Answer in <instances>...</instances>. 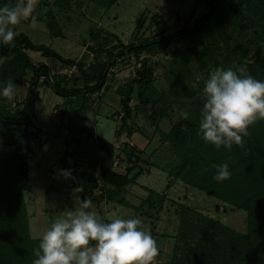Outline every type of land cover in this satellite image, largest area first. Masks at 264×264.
Masks as SVG:
<instances>
[{"label": "rangeland", "instance_id": "obj_1", "mask_svg": "<svg viewBox=\"0 0 264 264\" xmlns=\"http://www.w3.org/2000/svg\"><path fill=\"white\" fill-rule=\"evenodd\" d=\"M89 1L93 0H61L60 4L57 5L61 9L62 19L59 18V20L64 27V36H51L47 32L33 29L29 22L22 20L20 24L14 26L15 31L26 32L34 41L50 45L63 56L76 57L81 54L82 42L89 40L90 31L106 28L118 34L120 38L126 39L127 42L136 41L141 36H156L162 31H173L185 24L191 26L202 13L209 9L211 2V0H114L112 3H108V0H95L101 4V14L91 17L88 10H85L87 6L85 9L83 6L87 5ZM257 1L259 0H218L215 2L210 18L194 35V40L199 42L198 45L194 44V40L185 38L178 42H171L163 49L143 51L140 57H147V66L151 68V76L139 75V69L144 67L141 66L142 61L134 54L123 52L121 55L115 56V60L107 68L105 83L99 90L89 92L86 108L81 111L77 108L79 103L72 100L73 98L66 100L48 84L43 82L38 84L39 98L35 101V123L41 127L42 132L40 131L39 135L30 136V150L27 152L28 180L33 188L24 191L32 237L42 236L56 218L65 215L68 211L75 210L78 207L77 196L82 199L80 197L81 191H74L78 187L72 183L70 178L63 176V171H66L64 168L67 169L76 165L75 163L68 164L67 157L66 167L62 165L61 156L66 149L65 135L76 136L70 149L75 147L78 150L79 141L81 149L91 154L94 150L93 139L80 134L78 127L82 124H94V118H96L100 121L98 124L100 135L108 140L116 138L114 133L116 122L119 126L124 114L120 99L131 79L145 78L151 80L147 90L151 101L146 103L139 100L136 92L137 84L133 83L129 101L132 111L130 117L127 118V125L130 126L131 133L135 132L134 135L141 140V143L138 144L142 147L143 159L147 163L163 166L166 171L180 159V147L178 150L175 149L169 142V138L161 133V130L166 131L171 123L179 118V113L186 111L188 106L202 105L203 86L212 70L217 68L235 70L240 65L247 68L249 63L259 64L264 56V23L256 12L255 4ZM237 9L238 11H236ZM64 12L68 14V17H63ZM154 13L157 15L153 16ZM33 15L37 17L35 13ZM109 39L112 42L115 41L110 36ZM33 55L50 63L56 61L52 57L40 56L38 52ZM103 57H106V54H102ZM88 61L90 59L86 62ZM71 65L53 66L52 71L57 73L58 69L63 68L58 72L67 76L62 82L63 85L82 84L81 77L77 76L78 71L71 70ZM25 76L29 75L25 74ZM25 76H21V79L26 80ZM16 88L24 93L27 83L21 81L20 84H16ZM191 89L195 93L190 94L189 90ZM27 94L28 92H26V96ZM196 97L199 98L200 102L197 100L194 102ZM20 99H22V94L15 95L13 98L16 102L15 106L18 107L14 110L20 109L21 105L18 104ZM106 99L115 106L112 115L109 113L111 105L108 107L104 105ZM153 101L157 105L156 110L158 107L162 109L167 103H171V109L167 108L168 114L161 117L156 115L152 119L149 114L152 110L151 102ZM9 102L11 103V101ZM99 104L100 108L96 110V106ZM60 119H62L63 125L59 124ZM68 126L70 127L68 128ZM9 129H11L10 134L4 137L5 140H0V153L4 155L14 147L8 140L16 134L17 127L10 126ZM29 130L33 129L29 128ZM123 130L125 131V129ZM43 132L48 135L46 139H43L44 136L42 137ZM126 135L129 136V134ZM80 137L82 141H80ZM132 140L129 138V141L133 142ZM116 142H118V146L115 147V156L120 159L119 170L123 171V166L127 162L123 150L127 146L124 149L123 147L124 143H128V141L117 139ZM75 154L76 151L72 156ZM141 166L144 170L148 167L144 163ZM58 177L61 178L60 183L55 181V178ZM47 178H49L51 185H48V189L44 191L41 185ZM148 179L150 176L145 173L139 178L142 183H148ZM191 187L193 188L192 192L187 191L178 194V198L183 199L185 203L191 206H195L196 210H200L205 215L214 217L237 231L246 232L247 213L245 210L236 208L194 186ZM102 189L103 187L100 190ZM137 196L140 198V195ZM128 198L134 202L131 205L140 203L138 197L134 195L130 194ZM165 204L168 214L172 215L173 211L176 212L179 220V207L169 200L164 202V206ZM107 207V216L110 219L139 218L144 227L151 226L150 216L147 214L148 217L146 218L139 216V213H145L142 210L120 204L117 205L118 210L113 213L111 202L108 203ZM146 209H148L147 206L143 210ZM101 215L104 217L103 214ZM185 215L187 222L183 233L179 236V248H177V259L173 261L174 264H240L238 257H243L244 247L243 249L241 247L240 250L235 248L232 251L229 245H226L224 256L215 262L199 261L189 256V250L196 240L202 237V227L205 226V221L196 214L187 212ZM148 218L146 223L145 220ZM103 221H108L107 217ZM167 223L171 224L172 222ZM214 232L215 236L220 237L235 236L225 230L217 229Z\"/></svg>", "mask_w": 264, "mask_h": 264}, {"label": "trees", "instance_id": "obj_2", "mask_svg": "<svg viewBox=\"0 0 264 264\" xmlns=\"http://www.w3.org/2000/svg\"><path fill=\"white\" fill-rule=\"evenodd\" d=\"M114 0H108L112 3ZM211 0L209 9L202 13L191 25H183L173 31H162L156 36H141L136 41L123 42L118 35L103 29L90 31L89 36L94 40V46L88 48L94 52L93 61L86 64L80 59L65 57L48 44L34 43L24 32H17L13 45H5L0 42V57H3L0 63L1 81H20L21 76L28 74L29 89L28 94L22 101L20 109L11 110L0 105V136L6 137L10 134V126H16V134L8 142L12 144L13 149L7 154L0 153V264H32L36 259L33 249L38 247L40 237H32L29 232L28 211L24 198V191L31 190L28 181L29 165L27 162L28 151L30 150V136L37 135L40 128L36 125L35 101L39 98L37 86L40 82L48 84L56 93L63 96H71L81 93L84 94L99 90L105 83L107 68L115 56L123 52H130L141 60V66L144 67L143 76H151V68L147 66V57L140 54L143 51H153L163 49L171 42H178L181 39L189 38L194 40L204 23L210 18L215 2ZM224 1V0H222ZM61 0H53L58 5ZM16 0H0V7L5 5L12 6ZM256 12L264 23V0H259L255 4ZM238 11V9L236 10ZM157 15L154 13L153 16ZM46 24L54 35H60L61 30L56 17L52 11L45 13ZM137 25V24H136ZM109 36L115 41H111ZM194 44L199 42L194 40ZM27 50H37L43 56L53 57L62 64H76L78 75L81 77L82 84L73 86L63 85L62 82L67 78L66 74L54 73L52 68L46 62H33ZM102 54L106 57L102 58ZM218 60V59H216ZM217 62V61H216ZM259 64L249 63L247 72L253 78L264 81V56ZM51 71L53 73H51ZM42 81H38L40 76ZM150 81L133 78L127 84V88L122 93L121 104L124 114L121 117V124L116 128V133L125 129L126 134L131 133V128L127 125V118L130 117L132 108L129 105L133 83L137 84V95L143 103L151 101L147 90L150 87ZM190 94L195 93L193 89ZM200 102L199 98L194 99ZM155 102H151L152 110L150 116L158 117L168 114L167 108L171 109V103H167L162 109L156 110ZM202 105H192L187 107L189 113L187 120H174L170 127L161 133L169 138L172 146L180 149V159L168 169L170 176L179 177L187 184L194 186L207 194L222 199L236 208H241L247 213V230L241 232L233 227L226 225L222 221L205 215L204 213L193 209L192 207L180 203L167 197L164 191H156L150 187L144 186L147 194L140 200L139 204L131 205L137 210L144 211L151 218L149 229L151 235H154L155 220L159 218V211L164 206V202L169 200L177 205L179 211V224L174 243L173 258L169 264H174L177 259V248H179V236L183 233L186 226L185 213L196 214L205 221L202 227V237H199L193 247L189 250V256L201 261H217L224 256V247L243 249V257H238L240 264H264V119L258 120L248 128L249 135L243 137V147L233 145L229 151L224 146L217 149L213 144L203 140L199 132L200 111ZM34 127L33 130H29ZM87 136H94L91 126H84ZM95 145L97 148L108 154L115 151L114 142L95 135ZM68 146V141H64ZM186 145V147H185ZM127 146V148H126ZM125 159L131 163L125 170L120 172L104 164L100 165L101 180L103 189L97 195L93 193L91 186L83 183L82 174L78 175L75 168L70 166L69 178L72 183L83 188L82 199H89L97 203L101 199L115 201L122 204H129L124 191L126 186L135 181V178L144 171L142 163L146 162L140 156L141 149L136 145L124 143L123 149ZM73 149H65L61 156V162L66 167V157L73 154ZM227 163L229 165L230 178L217 181L214 177L217 174L215 165ZM137 167V171L130 175L131 170ZM147 206L148 209L143 210ZM258 214V215H256ZM254 215L256 216L254 218ZM154 219V220H153ZM110 222V221H104ZM225 230L234 237L226 238L215 236L214 230Z\"/></svg>", "mask_w": 264, "mask_h": 264}, {"label": "clouds", "instance_id": "obj_3", "mask_svg": "<svg viewBox=\"0 0 264 264\" xmlns=\"http://www.w3.org/2000/svg\"><path fill=\"white\" fill-rule=\"evenodd\" d=\"M37 3L16 0L12 6L0 7V42L13 45L18 35L13 28L21 20L30 19L33 29L39 27L33 15ZM15 91L16 85L9 80L0 89V96L12 101ZM202 101L198 135L217 149L224 146L230 151L234 144L243 147L249 126L264 119V81L253 78L242 65L235 70L217 68L204 83ZM179 117L187 120L188 111H181ZM214 167L217 181L230 178L227 163ZM63 175L70 173L63 171ZM76 202L75 210L56 218L42 234L38 247L33 249L36 259L32 264H154L159 255L157 242L139 218L104 222L90 211L91 200L77 196Z\"/></svg>", "mask_w": 264, "mask_h": 264}, {"label": "crops", "instance_id": "obj_4", "mask_svg": "<svg viewBox=\"0 0 264 264\" xmlns=\"http://www.w3.org/2000/svg\"><path fill=\"white\" fill-rule=\"evenodd\" d=\"M83 6H84V9H85V6H87V8L85 10H88V12H89V14H90L91 17L92 16H95V15H97V14L100 13L101 4H100L99 1H95V0L89 1L87 3V5H83ZM48 10L52 11V13L54 14V16L56 17L57 23L60 26V30H61V34L60 35L64 36L65 35V33L63 31L64 30V27L60 23V20H59V18L62 19L61 18V15H60L61 9L56 4L53 3V0H38V3L36 4L35 11H34V13L37 14V21H38V24H39V27H37L36 29H38L40 31L47 32L51 36H57V35H54L50 31V29L48 28V26L46 24L45 13ZM155 12L161 14L158 11H155ZM63 17H65V18L68 17V14L66 12H64V16ZM22 21H26V22H29L31 24L30 19H28V20H22ZM15 29L16 28L14 27L13 30L15 31ZM102 29L103 30H106V31H109L106 28H102ZM19 32H24V31H19ZM24 33H26V32H24ZM112 33H115V32H112ZM27 35L31 38V40L34 43H43V42H36V41H34L32 39V37L29 34H27ZM116 35H118V34H116ZM118 37L120 38L119 35H118ZM120 39L123 42H127L126 39H122V38H120ZM88 45L89 46H94V40L91 39V38H89V40H84L82 42V46H81L82 47L81 54L79 56L71 57V58L80 59V60H82L84 62H86L88 59H90V61L86 62V64H89L91 61H93L94 52L88 48ZM27 52L30 55V57L33 60V62H39V61L46 62L47 64L50 65V67L52 69H53V66H56L57 67L58 65L62 64L57 59H55L56 61H53V62L50 63L48 61H45L43 58L34 57L33 54L34 53L36 54V52H38L40 54V56H43L37 50H27ZM46 57H48V56H46ZM65 57H69V56H65ZM2 60H3V57H0V61H2ZM62 69H58L56 72L58 73ZM64 69H66V68L64 67ZM59 74H61V73H59ZM24 76H25V74L22 75V77H24ZM25 77H26V80L25 79L24 80L21 79L19 82L18 81H14L13 82L15 85L16 84H20L21 81H25L27 83V88L25 89L24 93L19 88H16L15 95H18L19 96V94L20 95L22 94V99H20V102L19 103L17 102L19 104V106L22 105V101L25 99L26 92H28V89H29V82H28V78H27L28 76H25ZM7 82L8 81H1L0 80V89H2L7 84ZM19 90L21 91V93L19 92ZM64 97H65L66 100H71L73 98L72 100L77 101L79 103V107H77V108H78L79 111H81L84 108H86L85 105L88 103L89 93L84 94V96L81 95V93H79V94H75V95H71V96H64ZM103 102H102V104H103ZM9 103L10 102L6 98H3L2 96H0V105L4 106L5 108L11 109V110H14L15 108H18V107L15 106L16 102H14V100L11 101L10 104ZM104 105L107 106V107L111 105L110 106V109L111 110H110L109 113H110V115H112V110H114L115 106L113 104H111L110 101H108L107 99L105 100ZM99 108H100V104L96 106V110H98ZM34 119H35V122H36L35 116H34ZM58 122H59L60 125H63L62 119H60ZM99 122L100 121L98 119L94 118V122H93L94 124H82V125H80L78 127L79 128L78 130L80 131V134H82L84 136H87L86 129L83 128V127L84 126H91V128L93 130V133H94V136L95 135L101 136L100 135V132L98 130V124H99ZM36 125L40 128V131L42 132L41 127L37 123H36ZM69 127L70 126H68V128ZM117 127H118V125H117V122H116V128ZM116 128L114 130V133H115L116 138H114L113 140H110V141L116 142L117 139L118 140H123V141L124 140H127L128 141L129 138H130L131 140L133 139L132 141L134 142V145H136L138 148L142 149V147H140V145H139L141 143V140H140V138L138 136H135L134 135L135 132H132L128 136V135H126L123 132L124 130L122 129L120 131V133L118 134V133H116ZM40 131H39V133H40ZM47 136L48 135H47L46 132H43L42 133L43 139H46ZM94 136H89V137H92V139H93V146H94V150H93V152L91 154H88L87 152H84L81 149L82 147L80 146L79 141H78V147L79 148L76 151V154L74 156H72V154L67 155V163L70 164V165H72L74 163L76 164V165H73V166H74V168H75V170H76V172H77L78 175H81L82 174V179L83 180L88 175V173H86V170H85L86 167H84V166H89V167H91V169L100 168V165L101 164H104L106 166H110V162L109 161L113 157V154H115V151H114L113 154H108L105 151L97 148L96 145H95ZM1 137L2 138L0 140H5V138L3 136H1ZM42 137H41V139H42ZM74 138L76 139V136L65 135V140L69 142V145L66 146V149H70L71 148V144L75 141ZM138 138H139L140 141L138 140ZM79 139H80V141H82V138L81 137ZM136 139H137L138 142L136 141ZM147 146H148V144H147ZM140 155L143 158L142 152L140 153ZM80 163L81 164L84 163L83 164L84 166L80 167ZM130 164H131L130 162L129 163L128 162H125V164L123 166L124 167V170L123 171L118 170V171L125 172L126 168ZM144 164H145V166H148L147 169L144 170L142 173H140L135 178V181L134 182L128 184L126 186L125 191H124L125 199H126V201L127 200L129 201V202L127 201L129 204H122V203H118V202H115V201L101 199L98 203L96 201H93L92 202V205L93 206L90 209V211L96 212L100 217H102L101 214H103L104 217H102V220L104 218L106 219V217H107V220L108 221H111V219L107 216V213H108V207H107V205H108V203L109 202L112 203V206H113L112 212L113 213H114V211H117L118 210L117 205H120V204L125 205V206H129V207L132 208L131 204H134V202L131 199L129 200L128 195H130V194L132 196L134 195V196L138 197V200H140V198L143 197V196H145L146 193H147V190L144 188V186L150 187V188L155 189L156 191H159V192L164 191V192H166L167 197L172 198V199H174V200H176L178 202L184 203V204H186V205H188V206H190V207H192L193 209L196 210V207L195 206H191L190 204L185 203L183 201V199H179L178 198V194L186 193L187 191L188 192H192L193 188L191 187V185L187 184L186 182H184L179 177L170 176L168 174V172L166 171V168H164L163 166H158L155 163H147V162H144ZM64 169L67 172L69 171V169L68 170L66 168H64ZM136 171H137V167H134L131 170L130 175H132ZM28 173H29V171H28ZM144 173L147 174L148 176H150V179H148V183H142L139 180L140 176L143 175ZM67 177L69 178V176H67ZM60 179H61L60 177L55 178V181H57V183H60V181H61ZM30 185H31V189H32L33 186H32L31 183H30ZM48 185H51L49 183V178H47L46 180L44 179V183L41 185V187L44 188V191H45L46 189H48ZM27 191H29V190H27ZM92 191L96 195L101 192V190L97 191L94 188H92ZM133 193H135V194H133ZM81 195H82V191H81L80 197H81ZM137 195H140V198ZM166 204L164 206V209H161L160 212H159V218L155 222L154 235H153L154 239L157 242V246H158V249H159V255L156 257L154 263L157 262L159 264H169L171 262V260H172V258H173V252H174V243L176 241V237H177L176 234H177L178 224H179V220L177 219V213L173 211L172 212L173 214L172 215H169L168 214V211L166 210L167 209V205ZM26 207H27V204H26ZM119 212H120V210H119ZM139 216H144L145 218L148 217L146 215V213H143V214L142 213H139ZM148 220H149V218L146 219L145 222L147 223ZM170 221L172 222L171 224L167 223V222H170ZM28 225H29V213H28ZM145 228L146 229H149L150 226L147 225ZM29 232H30V226H29Z\"/></svg>", "mask_w": 264, "mask_h": 264}, {"label": "built area", "instance_id": "obj_5", "mask_svg": "<svg viewBox=\"0 0 264 264\" xmlns=\"http://www.w3.org/2000/svg\"><path fill=\"white\" fill-rule=\"evenodd\" d=\"M71 70H77L76 64H72L71 65ZM51 73H53L51 71ZM43 80V76L41 75L38 78V81H42ZM124 133L126 134V131H124ZM119 142V141H118ZM118 142H114L115 147L118 146ZM128 144L129 145H134L133 142L128 140ZM116 150V149H115ZM110 168L115 169V170H119V164H120V159L118 157L115 156V154H113V157L110 159ZM122 163V162H121ZM84 163H80V167L83 166ZM86 173H88V175L86 176V178L83 180V183L87 186H91V188L96 189L97 191H99L102 187H103V182L101 180V173H100V168H94L91 169V167H86ZM93 186V187H92Z\"/></svg>", "mask_w": 264, "mask_h": 264}, {"label": "water", "instance_id": "obj_6", "mask_svg": "<svg viewBox=\"0 0 264 264\" xmlns=\"http://www.w3.org/2000/svg\"><path fill=\"white\" fill-rule=\"evenodd\" d=\"M138 73H139V75L142 74V73H144V68L139 69ZM140 76H142V75H140ZM30 128L33 129L34 127H30Z\"/></svg>", "mask_w": 264, "mask_h": 264}]
</instances>
